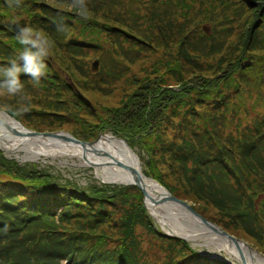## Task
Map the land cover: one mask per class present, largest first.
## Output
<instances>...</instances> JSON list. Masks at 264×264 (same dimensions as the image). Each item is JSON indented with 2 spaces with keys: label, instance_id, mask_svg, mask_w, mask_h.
Listing matches in <instances>:
<instances>
[{
  "label": "trees",
  "instance_id": "trees-1",
  "mask_svg": "<svg viewBox=\"0 0 264 264\" xmlns=\"http://www.w3.org/2000/svg\"><path fill=\"white\" fill-rule=\"evenodd\" d=\"M150 1L130 0L134 6L137 5L143 11L149 10ZM243 1L256 7L254 11L250 12L254 14L255 18L246 25L248 37L256 43L255 47L252 46V50L245 53L247 57L252 56L246 67H241V63L245 61L242 53H236L235 56H232L229 54L230 49L224 48L226 40L230 38L229 34L210 35L212 38L210 44V38L204 36L196 38L195 42L193 40L185 41L179 47L182 53L178 60L176 58L165 60L163 56L169 55L165 52L171 49L168 42L174 44L176 48L181 39L168 38V42L159 43L167 36L155 32L146 35V38L156 43L154 48L162 49V58L149 57L151 63L146 66V57H141L143 60L141 59L140 62V74L148 80L157 79L162 73H168L169 70H176L181 66L186 73L190 74L187 84L189 90L193 92L191 98L200 104L204 102L208 110L220 112L209 118L207 122L209 129L200 130L203 126L202 121L185 130L181 143L176 141L177 135H173L168 140L172 142V145L178 144L179 146L175 156L186 159V162L193 160L197 164V167L190 174L184 173L186 182L183 183L184 186L190 185L194 189L192 196L199 201V207L194 205L195 209L207 216L206 209L212 207L217 210L219 216L233 217V224L230 225L225 224L220 217L213 221L217 224L221 223L224 226L219 225L237 235L240 233L251 237L255 241L257 249L264 253V202L258 198V195L264 194V106L262 117L254 118L256 122L252 123L246 130H241L237 137L231 135L225 137L227 139L224 140L222 139L224 137L222 135L223 130L210 126L211 124H222L226 121V116L231 117L238 110L247 108V99L253 94L256 95V98L264 96V42H262L264 40V0ZM194 2L201 8L199 3L206 2L211 5L216 2L226 5L228 0H163L162 4L170 5V12L174 15H178L179 12L187 13V17L193 22L192 24L199 25L201 20L208 18L214 12V9L201 15L199 11H194V7L192 8ZM49 3V0H21L20 6L17 7L14 4L10 5L9 0H0L1 71L9 66L14 58L19 63L18 55L24 48L8 24L19 22L27 25L29 22L40 19L45 24L44 26L52 25L49 23V19H46L48 17L39 12V10L44 9L61 18L78 23L83 34L78 33L75 40L86 45L98 42L100 48H107L108 56L118 55L130 58L131 52L136 47L130 42L140 38L146 43L135 33L136 27L128 20H116L113 26H106L107 33L113 32L111 36L114 37L112 43H109L102 34H97L93 25L83 23L74 15L69 17V13L51 10ZM153 5L160 6L157 2H153ZM160 11H164V9L157 12ZM159 15L166 17L169 14L164 12ZM56 22L60 27L61 23ZM159 22L162 24V18H159ZM257 23L258 26L256 27ZM135 24L138 25L136 22ZM240 33L246 41L243 40L239 44V50L245 49L247 41H249L243 31ZM252 33L255 34L251 35ZM195 35L193 34L192 38ZM4 38L10 39V41ZM216 57L219 58L214 62V71L209 61ZM231 57L236 60L228 62L227 60H230ZM44 62L48 67L52 65L51 62ZM84 65L88 66L87 60ZM161 65L163 66L160 67ZM237 65L239 68L236 70L235 66ZM81 69L68 73L72 83L63 78L57 70L46 69V75L41 78L40 82H42L43 88L54 86L57 89L55 95L45 97L33 92L31 96L36 99V102L41 104L44 102L50 104L51 107L53 106L51 105L53 99L56 100L54 102H57L54 105L61 104L62 89H64L76 98L79 105L87 108L83 96L78 91L80 83L75 76L76 74L83 76ZM176 75L180 76V72L178 71ZM239 75L243 79V84H239L237 80L231 96L232 80ZM55 76H58L59 79L56 80ZM28 78L31 79L24 73L20 74L21 82ZM176 93L171 91L172 95ZM173 98L175 99L169 103V106L173 108L171 116L176 115L175 112L179 111L181 104H186L188 111L191 110L192 100L186 101L181 97ZM50 107L39 108L36 106L32 111L44 119L45 126H26L36 130L60 129L62 122H64L62 118L71 114V111L68 107L62 111ZM140 107L145 122L140 124L139 130L136 132L112 127V122L107 119H100L99 122L96 121L94 130L77 133V136L91 140L96 137L99 129L109 128L119 133L132 147L134 142L145 140L144 137H139L143 136L144 133L149 134V129L156 124L151 115L154 111L152 99L141 101ZM7 112L21 121L20 115L13 109H8ZM46 114L60 116L59 121L55 122L44 117ZM90 114L94 118L97 117V112L90 110ZM136 114L139 115L140 111H137ZM189 115L190 113H188L187 118ZM120 130L131 133L132 138L130 139L127 134ZM226 145L233 146V148L228 150ZM207 146V149L199 150ZM144 147L148 150L146 146ZM235 148L238 150V157ZM193 155L194 159L191 158ZM248 159L252 164L257 163L254 165V169L245 164ZM148 165V168H152L150 161ZM218 166L220 167L217 174L214 169ZM256 170L259 175L263 176V179H257L256 176L251 177V174ZM215 176L218 180H214L208 191L198 192L205 186V181ZM151 177L173 193L171 185L165 183L159 175L153 174ZM227 179L230 180V183L225 181ZM126 195L131 197L130 202L125 200L117 203L119 197ZM141 200L142 194L134 186L95 183L80 186L74 179L64 178L61 173L51 171L45 173L33 163L20 164L14 159L7 158L0 150L1 226L7 231L19 232L25 226L23 229L28 234L47 233L43 240L32 235L23 251L14 250L15 243L10 247L1 248L0 264H230L208 253L197 251L184 240L164 236L160 233L153 219L146 213ZM110 208L112 209L111 212ZM133 208L134 210H132ZM95 212L98 213L92 216ZM108 212H110L109 215H107ZM36 219H42L44 229H41L40 223L29 225L38 222ZM63 222H67L69 225L73 224V228L71 226L69 233L60 237L58 233L64 231H57L56 225ZM113 226H116L118 231V235L114 238L109 233ZM122 226V229L118 228ZM5 234V231H0V237ZM147 237L157 244L160 253L150 256L148 251L143 248V243L147 241ZM112 241L116 244L110 247L109 242Z\"/></svg>",
  "mask_w": 264,
  "mask_h": 264
},
{
  "label": "rangeland",
  "instance_id": "rangeland-1",
  "mask_svg": "<svg viewBox=\"0 0 264 264\" xmlns=\"http://www.w3.org/2000/svg\"><path fill=\"white\" fill-rule=\"evenodd\" d=\"M49 1V4L51 5L49 9L60 13H69V17L74 15L83 23L93 25L97 31V34H102L105 40L109 43H112L114 37L111 36L113 32L109 31V33H107L106 26H113L116 23V20H128L133 26L136 27L135 33L146 41L145 43L140 38L132 41V43H134L139 49L138 51L142 57L147 56L150 58H157L162 56V49L154 48L153 46L156 43L146 38V35H150L151 33L155 32L160 33L163 36H167V38L159 41V43L168 42V38L181 39L176 48L174 44L168 42L171 45V49L170 51L165 52L169 54L163 56L165 60H172L173 58L178 60L180 54L182 53V51L179 50V47L185 41L187 42L193 40V42H195L196 38H201L204 36L210 38V44L212 42L210 35L212 34H229L230 38L226 40L224 48H229V54L232 56H235L236 53H242L246 62H248L252 56L247 57L245 53H247L248 50H252V46H256L255 41L250 40V37H248V33L246 32V25L255 18L254 14L250 12L254 11L256 7L246 4L243 0H228L226 5L221 3L217 4L215 2L213 3L216 4L215 8H213V4L209 5L206 2L199 3L201 8L198 7L199 5L193 3L192 8L194 7V11H199L201 15H204L207 12L215 9L208 18L200 21V26L197 24H192L193 22L187 17L188 14L185 12H179L178 15L172 14L170 12V5H163V0H151L149 10L147 11L141 10L137 5L134 6L130 0H85V4L88 9V19H84L79 15L78 10L73 7L71 0ZM153 2H157L161 7L154 6ZM162 9H164V11L157 12L158 10ZM39 12L43 15H46L48 17L46 19H49V23H52L53 26L51 24L44 26L45 24H43V21L39 19L29 22L27 25L24 23V28H30L38 35L47 37L53 42V46L49 50V55L45 58V61L51 62L52 65L50 67L47 66L46 69L57 70L58 73L63 76V78L67 79L68 73L76 70L78 71L83 67L81 69L83 76L77 74L75 75L80 83L79 91L86 97L85 99L87 102V108H91L89 105L90 103L96 109L95 111L97 112V117L94 118L90 114V109L79 105L76 101V98H74L71 93L64 89H62L63 94L61 95V104L54 105L57 103L54 102L56 101L55 99H53V103L51 104L53 106L51 107L49 106L50 104L44 102L41 104L38 101L36 102V99L31 96L33 92L39 93L45 97H50L55 95V91L57 89L54 86L43 88L42 82H40L39 85H36L35 81L30 78L26 79L24 82H21L23 85V91L21 95L29 97L30 102L21 101L20 96H10L5 93L4 95H0V108H6L7 110L13 109L16 113H18V109L27 105L28 111L18 113L20 115V119L24 125L38 127L45 126V123H43L44 119L41 118V116L32 112L34 107L39 106V108H44L46 106L60 111L68 107L71 111V114L62 118L64 119V122L61 124V131L68 133L75 138L85 140L77 135L84 133L83 131L86 130H94L96 128V121L99 122L100 119H107L112 122V127L121 128L125 131L139 130L140 124L145 122V118L141 114L142 108L140 107V102L145 99H152L154 111L151 113V115L156 121V124L154 127L149 129V134L144 133L143 136L139 137H144L145 140H138L140 142L136 141L132 144V147L134 148L133 150L136 151L142 168L146 170L148 174L159 175L165 183L171 185L174 195L186 200L191 205L193 204L199 207V201L195 199L194 196H192L194 193L193 187L190 185H183V183L186 182L184 173L187 172L190 174V172H192L197 167V164L193 162V160L186 162V159H181L175 156V152L179 146L178 144L172 145V142L169 141L168 138L172 137L173 135H177L176 141L181 143V138L185 130L189 129L191 126H194L195 123H201L202 121L203 126L200 128V130L209 129L207 122L209 121V118L215 116L216 112L202 108L200 103L194 100V98H191L193 92L189 90V85L187 84L189 81L173 80L170 82L167 80V78L171 75H176L181 66L176 70H169L168 76L164 80H148L146 77L141 76L139 72H127V64L131 63V60L134 61V65L136 64V66L140 64V60L136 58L137 55L130 56L131 60L118 55H115L114 57L108 56V53L106 52L107 48H100L98 42L91 45H86L75 40L78 33L83 34L78 23L70 21L66 18H61L57 14H52L46 9L39 10ZM164 12L168 13L169 15L166 17H161L159 14ZM159 18H162V24L159 22ZM56 21L61 23L60 27ZM135 22L138 25H136ZM163 23H165L164 26ZM257 26L258 23L256 24V27ZM242 28L243 30H241ZM240 31H243V34L247 35V39L249 38V41H247L245 49L239 50V44L243 40L246 41L245 37L240 35ZM193 34H196L194 38H192ZM254 34L255 33H252L251 35ZM6 40L10 41V39ZM236 42L238 43L236 44ZM262 42H264V40ZM222 52L225 54L224 50H222ZM217 58L219 57L209 61V63L212 65L211 68L214 71L215 69L213 66ZM86 60L88 61V66L84 65ZM97 60L99 65H97L96 68H93L91 65ZM235 60L236 59L231 57L230 60L227 61L230 62ZM162 66L163 65L160 67ZM235 68L237 70L239 68L238 65L235 66ZM2 72L3 71L0 70V78L3 77ZM182 73L184 74V72ZM188 75L190 74L188 73ZM55 79L58 80L59 77L55 76ZM160 80V83H156V81ZM237 80L239 81V84H243V79H241L240 75L237 76L236 79L234 78L232 80L233 88L231 89L233 92L235 82ZM170 87L175 88L172 89ZM171 91H175L177 93L172 95ZM152 96H155V98ZM173 97H181L186 101L188 99L192 100L191 110L188 111L186 104H181L179 111L175 112L176 115L171 116V111L173 108L169 106V103L175 99ZM44 100H46V98H44ZM247 101V108L238 110L231 117L226 116L227 119L222 124L210 125L223 130L222 135L224 137H222V139L226 140L227 138L225 137H229L231 135L235 137L239 136L241 130H246L249 126H251L252 123L256 122V119L254 118L262 117L264 96L261 98H256V95L253 94L252 97L247 99ZM104 107H108V109L111 111L106 110ZM137 111H140L139 115L136 114ZM188 113H190L189 118H187ZM44 117L58 122L60 116L46 114ZM123 130L120 131L124 134H127L131 139L132 134L124 132ZM100 134H110L123 138L118 133L109 128L99 129L95 138H97ZM8 144L9 141H2V145L4 147H8ZM139 145L146 146L148 150L144 146ZM226 146L228 150L233 148V146ZM207 148L208 146L199 150L203 151ZM3 151L7 156L14 157L20 162L30 161L31 158L35 157L31 152H27L24 149ZM235 151L236 156L238 157V150L236 148ZM191 158L194 159V155ZM149 161L152 168H148ZM32 163H35L36 167L45 173L51 171L53 173H61L66 178H72L80 186H86L87 184L91 183L99 184V182H101L96 176L95 170L91 166L80 165L76 157L69 155L40 154L35 157ZM245 164L254 169V165L257 163L252 164L248 159V162H245ZM219 167L220 166L214 169L217 174L219 173L217 172ZM235 170L237 171V169ZM257 170L251 174V177L253 178L256 176L257 179H263V176L259 175ZM146 176L151 177L150 175ZM215 179L218 180L215 176L205 181V186L201 191L198 192L208 191ZM225 181L230 183L229 179ZM233 185L235 187V184ZM130 198L131 197H128L127 195L125 197H119L117 203H121L125 200L130 202ZM258 198L264 202V194L258 195ZM134 208L132 210H134ZM111 210L112 209L110 208V212ZM110 212H108L107 215H109ZM97 213L98 212H95L92 216H95ZM206 214L207 216L204 217L210 221L218 220L220 217V219L224 221L225 224H233V217L226 215L219 216L215 208L208 207L206 209ZM151 217L154 223L160 229L161 227L157 223L155 217ZM36 220L38 222L29 225H36L40 223L41 229H44V223L42 222V219ZM196 221L198 222V220ZM56 222H58V220H56ZM173 223L177 224V226L181 225V222L178 220ZM62 224L56 225V229H58L57 231H64L58 233L60 237H64L66 234H68L71 226L73 228V224L69 225L67 222H63ZM190 224L192 223H188V220H184L185 226L197 230L195 232V240L197 244L195 245L192 241L190 242L193 247L199 248L203 251L213 252L217 255L223 254L230 260H233V258H231L227 253L226 249L225 252L219 247V245L221 247L223 246L221 240L217 239V237L214 235H210L202 230H199L198 227H193ZM23 228L19 232L7 231L0 224V231H5L6 233L0 237V249L10 247L15 243L14 250L23 251L32 235L43 240V237L47 234L42 232L28 234ZM118 228L122 229L123 226ZM109 233L112 238L117 236V227L113 226L110 228ZM236 236L251 245L256 251L260 252L256 247L255 241L251 237L242 235L240 233ZM115 244L116 243L113 241L109 242L110 247L114 246ZM97 248L99 247L97 246ZM143 248L148 251L150 256L161 252L158 249L157 244H155L154 241L149 240L148 237L147 241H144L143 243Z\"/></svg>",
  "mask_w": 264,
  "mask_h": 264
},
{
  "label": "bare ground",
  "instance_id": "bare-ground-1",
  "mask_svg": "<svg viewBox=\"0 0 264 264\" xmlns=\"http://www.w3.org/2000/svg\"><path fill=\"white\" fill-rule=\"evenodd\" d=\"M0 120L7 122V125L12 129L24 133V129L19 126V123L8 117L6 114L0 115ZM43 138L37 136L15 135L9 131L6 126L0 123V144L3 146L2 141H9V148L3 146L7 150L15 151L24 149L27 152H31L35 157L40 154H67L72 157H78L81 158V161H79L80 165L91 166L95 170V174L98 178L106 183L123 185H132L134 183L130 170L117 164V162L113 160L114 158L115 160H121L126 164L133 165L142 173V166L139 160L134 156L135 153L128 150L123 141L110 134L101 135L98 141L92 145L98 150L97 154L92 151L90 146H88L87 150H84L79 144L62 142L61 140L52 137ZM37 139L40 143L37 142ZM104 153H106V155ZM142 176L143 177L140 181L142 187L148 194L144 201L149 212L155 217L157 223L164 227L167 232L187 238L196 245L195 232L197 230L185 226L184 220H188V223H192L190 225L193 227H196L197 225L199 226V223L196 220L190 219L186 211L171 202L153 203L149 196L163 197L167 191L156 181L145 177L143 174ZM176 220L180 221L181 225L177 226V224H174L173 222H176ZM225 243L226 244L223 246L228 249L229 255L238 258L235 246L226 239ZM240 245L246 257L248 255L249 257H253L257 263L264 264V258L245 247L242 243ZM247 261L249 264H252V261Z\"/></svg>",
  "mask_w": 264,
  "mask_h": 264
},
{
  "label": "clouds",
  "instance_id": "clouds-1",
  "mask_svg": "<svg viewBox=\"0 0 264 264\" xmlns=\"http://www.w3.org/2000/svg\"><path fill=\"white\" fill-rule=\"evenodd\" d=\"M71 2L82 18H89L87 16L88 9L85 0H71ZM9 4H14L19 7L21 0H9ZM17 38L24 48L19 54V63L17 59H13L10 65L3 70V79H0V95L6 93L10 96H20L21 101L30 102L29 97L21 95L23 85L20 81V74L24 73L28 75L35 81L36 85H39L41 78L46 75L47 65L44 61L49 55V50L53 46V42L47 37L38 35L30 28H21L17 34ZM25 111H28L27 105L17 110L18 113ZM6 112V108H0V115Z\"/></svg>",
  "mask_w": 264,
  "mask_h": 264
},
{
  "label": "water",
  "instance_id": "water-1",
  "mask_svg": "<svg viewBox=\"0 0 264 264\" xmlns=\"http://www.w3.org/2000/svg\"><path fill=\"white\" fill-rule=\"evenodd\" d=\"M0 123H2L4 126H6V128H8L9 131H11L13 134L15 135H25V136H37V137H52V138H57V139H61L62 141L65 142H71V143H75V144H79L83 147L84 150H87L88 146L91 147L92 151L95 152L96 154L98 153V150L92 146L95 141L93 142H84L81 140H78L74 137H72L69 134H64L61 132H38V131H33L30 129H26L21 127L22 129H24V133H21L20 131L16 130V129H12L9 125H7V122L0 120ZM106 155V153H104ZM115 162H117V164L126 167L130 170L133 179H134V183L141 189L144 197L148 196V194L146 193L145 189L142 187L141 184V173L139 172V170H137L133 165L130 164H126L123 163L120 160H115V158L113 159ZM149 198L151 199V201L153 203H163V202H171L172 204L183 208L184 210H186L187 212H189L188 217L190 219L193 220H198L199 223V228H203L206 232H211L214 234H217L218 236H220L223 240H228L230 243H232L238 253V261L240 262V264H249L247 261V258L245 256V253L242 251L241 249V243H243L240 239L236 238L235 236L229 234L227 231L222 230L220 227H218L217 225H215L214 223L210 222L209 220H207L206 218H204L203 216H201L199 213H197L193 207L191 205H189L188 203H186L185 201L178 199L176 197H174L173 195H171L169 192L165 193L163 195V197H151L149 196ZM178 237V236H176ZM249 249L253 250L252 247L248 246ZM264 256V255H262ZM252 264H258L255 262V260H253Z\"/></svg>",
  "mask_w": 264,
  "mask_h": 264
}]
</instances>
